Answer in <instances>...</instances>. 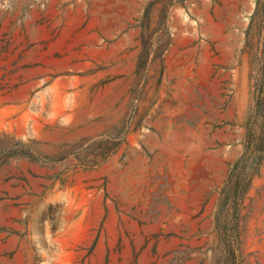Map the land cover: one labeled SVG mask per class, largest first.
Here are the masks:
<instances>
[{"label":"rangeland","instance_id":"rangeland-1","mask_svg":"<svg viewBox=\"0 0 264 264\" xmlns=\"http://www.w3.org/2000/svg\"><path fill=\"white\" fill-rule=\"evenodd\" d=\"M0 264H264V0H0Z\"/></svg>","mask_w":264,"mask_h":264}]
</instances>
